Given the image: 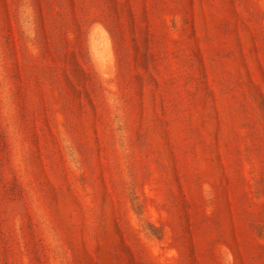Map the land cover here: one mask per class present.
<instances>
[{
    "label": "rangeland",
    "instance_id": "1",
    "mask_svg": "<svg viewBox=\"0 0 264 264\" xmlns=\"http://www.w3.org/2000/svg\"><path fill=\"white\" fill-rule=\"evenodd\" d=\"M0 16L24 59L0 39V264H264V0H0Z\"/></svg>",
    "mask_w": 264,
    "mask_h": 264
},
{
    "label": "trees",
    "instance_id": "2",
    "mask_svg": "<svg viewBox=\"0 0 264 264\" xmlns=\"http://www.w3.org/2000/svg\"><path fill=\"white\" fill-rule=\"evenodd\" d=\"M1 19V16H0ZM27 23V22H26ZM2 24V21L0 20V25ZM25 24V22H24ZM30 25V23H29ZM31 27V26H30ZM25 25V29L23 28V34L25 33L26 35L29 34V28ZM1 32H3V30H1ZM0 39L2 40V46H1V55H7L8 56V66H11L12 68H14L16 71L18 69H20V65L21 63H23L22 61H24L23 58L20 59L19 62V57L16 54H13V51L10 50V45L5 42L2 38V36L0 35ZM37 59V60H36ZM35 59V62H38L39 57H37ZM23 66H25L23 64ZM42 68V65L40 63H37V67ZM119 110L115 111L118 112ZM119 113V112H118ZM118 113H114L113 117L117 118L118 117ZM118 121H121L120 119ZM118 121H114L112 128L115 131V146L117 147V149L120 151H124L125 147H124V130H123V125L122 122H118ZM62 147H63V151L64 154L66 153L67 156L69 153H74L78 159L77 156V150L75 149V147L73 146V142L70 141L69 139L64 138L62 141ZM115 147V148H116ZM77 153V154H76ZM79 160V159H78ZM80 165V161H78V166ZM124 194L126 196V200L128 201L130 208H131V212L132 214L136 217V219L139 222H144L145 223V216H144V206H143V202H141L140 197L138 195V191H137V185L136 182L134 181V179L132 177H127L126 182L124 184ZM147 228L149 230H151V232H153V236L156 239H160L161 238V232L157 229H155L154 227H151L150 225H147Z\"/></svg>",
    "mask_w": 264,
    "mask_h": 264
}]
</instances>
